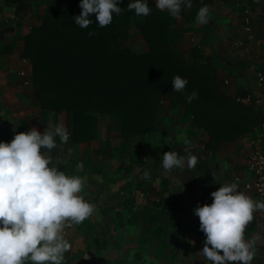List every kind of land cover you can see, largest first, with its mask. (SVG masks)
<instances>
[{
	"label": "crops",
	"instance_id": "0c3cea01",
	"mask_svg": "<svg viewBox=\"0 0 264 264\" xmlns=\"http://www.w3.org/2000/svg\"><path fill=\"white\" fill-rule=\"evenodd\" d=\"M52 1L26 0L24 13L27 16L23 15V23L15 27L9 24L0 31V141H10L15 132L31 127L43 133L53 124L63 123L68 129L66 111L42 108L34 95L32 62L23 55L26 33L44 20ZM205 4L210 9V18L207 24L201 25L196 16L199 7ZM246 12L251 17L253 38L246 31ZM27 19L30 22L35 19L36 23L25 28ZM173 19L172 44L190 61L212 64L224 93L237 98L247 92H259L253 65L264 67V0H191V6L184 7ZM135 28L141 37L140 51H144L148 43L138 26H132L126 40ZM238 37L243 38L244 46L234 45ZM164 97L175 103L160 104L153 128L127 141L130 143L127 150L125 142L123 151L112 144L110 132L115 127L120 131L121 117L110 113L95 115L91 139L75 142L70 132L68 142L60 143L57 138V146L45 150L60 170L86 178L88 185H84L81 194L95 205L94 213L83 221L85 223L66 227L65 235L71 249L65 254L63 264H206L199 254L206 234L200 229L199 217L194 213L197 204L211 203L210 193L220 184L233 181L238 183L239 190L254 200H261L253 190L246 189L245 180L252 177L247 168L250 138L262 129L264 121L242 139L223 142L212 150L206 146L211 137L209 131L197 126L192 114L177 102L176 95ZM255 108L264 111V104ZM100 118L112 122L102 124ZM151 140L157 146L154 142L152 152L145 157V145ZM106 147L113 150L105 157L98 149ZM185 147L198 157L195 168L165 172L162 154L175 149L187 156L188 153L183 152ZM125 151H128L129 165L122 160L119 162ZM85 164L87 173L84 172ZM145 171L151 173L147 182ZM101 173L103 187L120 181L124 187H120L122 195L104 198L106 206L98 208L96 199L83 190H90L92 183L96 191L101 185L98 180ZM134 192L136 196L132 195ZM139 193H146V197L138 196ZM245 237L257 241L252 264H263L264 211H258L246 226Z\"/></svg>",
	"mask_w": 264,
	"mask_h": 264
},
{
	"label": "trees",
	"instance_id": "16d2710c",
	"mask_svg": "<svg viewBox=\"0 0 264 264\" xmlns=\"http://www.w3.org/2000/svg\"><path fill=\"white\" fill-rule=\"evenodd\" d=\"M123 11L107 26L92 23L82 28L74 16L82 10L79 0H53L44 20L25 36L23 55L32 62L34 95L42 108L66 111L73 140L92 138L96 114L121 117L120 131L127 141L148 133L156 122L160 99L176 95L177 102L211 137L207 148L242 139L264 121V111L224 93L212 64L190 61L172 44L174 16L148 0L152 11L138 16L127 8L128 0H117ZM133 25H137L148 47L135 51L122 47ZM93 31L94 35H89ZM186 77L183 91L172 88L175 75ZM198 93L190 103L186 95ZM71 122V123H70ZM110 156L112 147L100 148Z\"/></svg>",
	"mask_w": 264,
	"mask_h": 264
},
{
	"label": "clouds",
	"instance_id": "9594fccd",
	"mask_svg": "<svg viewBox=\"0 0 264 264\" xmlns=\"http://www.w3.org/2000/svg\"><path fill=\"white\" fill-rule=\"evenodd\" d=\"M81 12L74 21L87 28L95 17L99 26L110 24L114 14L123 9L117 0H79ZM156 8L167 10L172 16L181 14L191 0H155ZM127 8L136 15L146 16L152 8L148 0H128ZM210 18L208 5L199 7L196 20L207 24ZM90 36L94 35L89 31ZM174 91H183L186 77H173ZM198 97L194 90L186 95L191 102ZM69 131L63 123L53 124L43 131L31 127L15 132L10 141H0V264H63L71 249L65 229L70 224L82 223L95 211L93 202L81 194L86 178L69 175L52 163V150L68 142ZM191 143V141H187ZM187 156L175 149L162 155L165 172L174 169H194L198 157L183 148ZM150 172L145 171V176ZM211 203L197 204L194 213L205 235L204 246L199 250L206 264H252L257 241L245 237V229L254 219V212L264 211V200H254L239 190L237 182L220 184L213 190Z\"/></svg>",
	"mask_w": 264,
	"mask_h": 264
},
{
	"label": "rangeland",
	"instance_id": "374dc122",
	"mask_svg": "<svg viewBox=\"0 0 264 264\" xmlns=\"http://www.w3.org/2000/svg\"><path fill=\"white\" fill-rule=\"evenodd\" d=\"M25 1L26 0H0V31H2V30H4V26H7V25H11V26H18V25H20V24H22L23 23V21H21L22 20V17H23V15L24 16H27V14H25L24 12L26 11V4H25ZM30 1H32V2H34L35 3V1H39V0H30ZM41 2H48V0H41ZM36 4H34V6H35ZM43 9H44V7H43ZM11 11V13H10V15H8V17L7 18H4V16H7V14L9 13ZM28 12V11H27ZM38 12V10H36V13ZM4 14H6V15H4ZM33 20V22H30V20L29 19H27V24H25V28L29 25V24H31V23H36L35 21V19H32ZM24 25V24H23ZM137 26V25H136ZM24 31H27V30H25L24 29ZM141 41V37H140V34H139V31H137V29L135 28L134 30H133V32H132V34H131V37L128 39V40H123L122 42H121V45H122V47H128V48H130V49H132V50H136V51H140L141 49H142V47L139 45V42ZM163 99H164V101L163 102H161V100H162V98L160 99V104L162 105V104H170V103H175L174 101H170V100H167L166 99V97H163ZM98 115H100V114H98ZM103 116V115H102ZM104 117H105V115H104ZM101 119V118H100ZM102 124L105 122L106 124L108 123V122H112V120H104V118L103 119H101V121H100ZM118 122V121H117ZM119 123V122H118ZM174 124H176L175 122H174ZM173 124V125H174ZM152 128H153V126H152ZM151 128V129H152ZM169 127H167V129H168ZM117 129H116V127L110 132V135L112 136V139H111V141H112V144H113V146H115L116 147V149L117 150H119V151H123V143L124 142H126L125 141V138L122 136V134L123 133H121V131H116ZM101 132H102V134H103V129L101 130ZM164 132H165V129H164ZM141 136H142V134H140ZM132 138V137H131ZM129 139V141L130 140H132V139ZM147 141V140H146ZM145 141V142H146ZM140 142L141 143H144L142 140H140ZM154 142L155 141H149V143L147 144V142H146V144L147 145H145L146 146V150H144V151H146V153H145V157H147V155L148 154H150L151 152H152V150H153V145H154ZM140 143V144H141ZM153 144V145H152ZM155 144H156V142H155ZM156 146H157V144H156ZM125 150H127V148H125ZM151 150V151H150ZM135 151H136V153H138L139 152V149L138 150H136L135 149ZM128 153V151H125V153L123 154V155H121L120 156V160H119V162L122 160L125 164H128L129 163V159H128V157H127V154ZM136 155H138V154H136ZM141 154L139 153V156H140ZM147 159L145 158V162H147L146 161ZM113 161L115 162V160L113 159ZM123 162H121V164L122 165H125ZM83 164H84V162H83ZM129 165V164H128ZM132 165V164H131ZM85 168H84V172H89V170L87 169V164H85ZM100 172H102V171H100ZM151 174V173H150ZM86 174H84V176H85ZM127 175V172L125 171V175L124 176H126ZM102 177H103V173H101L100 175H98V180L101 182L102 181ZM151 177V175H149V176H147L144 180L147 182V179L149 180V179H151L150 178ZM119 179H121V178H117V181H119ZM133 181H135V180H133ZM85 184L86 185H88V182L86 181L85 182ZM135 184V183H134ZM112 186L110 187L109 185H107V186H105V187H103V184H102V182H101V185H99L97 188H96V191H94V184H89V186H90V190L89 189H84L83 191H87V192H89V194H87L88 196L90 195V197L92 196L94 199H96L95 200V203L98 205L97 207L99 208V205L101 206V207H105L106 206V203H105V201L103 200L104 198H107V199H109V198H111V197H115V196H118V195H122V189L120 188V187H124L123 186V184H122V182L120 181V182H118V183H116V184H111ZM135 186V185H134ZM132 195L133 196H136L135 195V192L134 193H132ZM138 196H141V197H146V193L143 195V194H140L139 193V195ZM100 199H102V201H100ZM105 203V204H104ZM82 223H85V222H82ZM70 228H73V226H72V224H70V226H69Z\"/></svg>",
	"mask_w": 264,
	"mask_h": 264
},
{
	"label": "built area",
	"instance_id": "2783aa9c",
	"mask_svg": "<svg viewBox=\"0 0 264 264\" xmlns=\"http://www.w3.org/2000/svg\"><path fill=\"white\" fill-rule=\"evenodd\" d=\"M244 21L246 23V31L248 35L250 38H253L254 34L251 27V17L249 12H246ZM233 43L237 47H242L244 46L245 41L243 38L238 37L235 38ZM253 67L255 68L256 85L259 92H247L238 96L237 99L243 102L262 105L264 104V67L258 65H253ZM163 101L164 99L161 100V102ZM250 146L247 157V168L252 173V177L246 178L245 187L247 190H253L261 200H264V122L262 123V129L257 132L256 136L250 138ZM237 179H240V177H237ZM257 214L258 211L254 212V216ZM262 246L264 251V238Z\"/></svg>",
	"mask_w": 264,
	"mask_h": 264
}]
</instances>
